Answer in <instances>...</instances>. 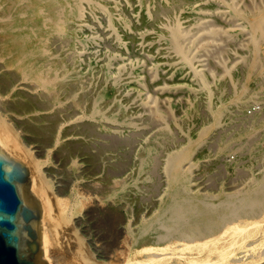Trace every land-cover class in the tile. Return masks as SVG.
<instances>
[{"label":"rangeland","instance_id":"1","mask_svg":"<svg viewBox=\"0 0 264 264\" xmlns=\"http://www.w3.org/2000/svg\"><path fill=\"white\" fill-rule=\"evenodd\" d=\"M39 1L47 5L45 17L33 16L30 24L38 29L47 23L43 57L46 63L54 64L58 76L51 91L40 92V99L57 115L59 126L69 124L61 134L78 135L83 143L81 149L75 143L64 144L63 165L57 160L58 150L43 155L17 153L27 167L40 172L35 175L49 209L53 264H123L129 256L130 235L116 230L108 216L110 210H105L107 203L114 202L113 193L121 191L115 205L131 228L152 219L169 192L170 158L188 149L204 129L211 127L207 96L161 38L176 22L190 37L184 45H189L195 67L210 78L208 86L214 97L231 98L226 77L232 71L238 74V84L248 88L250 97L241 109L225 114L221 124L209 130L205 142L191 150L189 189L217 198L246 191L253 179L262 176L264 68L249 70L250 29L231 18L227 4L214 3L191 21L182 14L186 6L202 8L207 0L180 2L173 12L159 0H154V7L153 0H143V7L139 0H79L80 20L65 21L64 28L57 30L53 22L59 21L63 7L51 0H32ZM253 4L258 7L261 1L234 0L237 10ZM211 30L217 34L210 35ZM235 31L241 34L240 39L227 37ZM191 32L196 34V41ZM208 40L210 48L205 51L202 46ZM261 62L264 65V59ZM26 83L36 86L33 81ZM55 97L58 104H54ZM5 128L2 124L0 133L11 149L18 138L11 126ZM80 157L85 159L86 171L66 182L64 174L74 169ZM89 178L96 179L94 187L85 184ZM77 182L84 183L81 186ZM263 222V218L255 221ZM242 238L245 236L236 237ZM213 243L216 239L206 245ZM254 247L258 251V244ZM203 253L204 261L214 257ZM249 264H264V256Z\"/></svg>","mask_w":264,"mask_h":264},{"label":"bare ground","instance_id":"2","mask_svg":"<svg viewBox=\"0 0 264 264\" xmlns=\"http://www.w3.org/2000/svg\"><path fill=\"white\" fill-rule=\"evenodd\" d=\"M139 1L142 5L143 0ZM190 1L192 0H159L158 2L173 12L180 2L187 4ZM227 1L207 0L205 6L197 9L191 8L192 6L188 4L182 14L187 19H191L199 16L200 10L209 11L214 3L227 4L226 8L231 10V18L242 22L250 29L252 58L247 63L249 70L264 68L261 62L264 59V0H259L261 4L258 7L253 4L242 10L236 9L234 0ZM51 2L59 5L60 9L63 7L59 21L56 19L53 22L54 29L64 28L65 21L80 20L79 0H51ZM155 2L153 0L151 6L155 5ZM44 3V1L33 3L32 0H0V120L2 121L0 126L2 124H5L6 128L11 126L18 138H15L16 141L13 142L10 149L5 145V139L0 133V146L16 156H19L18 150L26 151L25 153L31 155H43L58 150L57 160L63 165L66 156L64 144L75 143L78 145V149H81L83 143L78 135L61 134L69 124L64 123L59 126L57 115L51 112V107L46 101L40 99L43 97L40 92L51 91L58 79L54 73V64L46 63L43 57L47 23H42L38 29L33 28L30 24V18L33 16L45 17L47 5ZM90 3L93 4L92 1ZM196 33H198L197 30ZM200 34L202 33L200 32ZM209 34H217V31L211 30ZM195 35L191 32L192 37ZM227 37L240 39L241 34L235 31L228 34ZM161 38L166 42L171 54L175 55L180 64L191 72L207 96L212 125L204 129L198 138L190 143L188 149L176 153L170 158L167 165L169 192L158 213L152 219L145 221L138 228H131L125 219H121L118 207L115 205L121 199V191L113 193L114 202L107 203L105 210H110L108 216L115 229L130 235L129 256L122 263L249 264V261L264 256V222L262 224L255 223L260 218L264 219V172L260 178L252 180L246 191L222 194L217 198H211L203 194H194L189 189L190 171L193 165L188 162L191 150L205 142L209 130L219 126L225 114L243 107L246 100L250 98L248 88L238 84L239 77L235 71L228 72L226 80L230 86L231 98L225 101L222 96L214 97L208 86L210 78L195 67V57L189 54V45H184L185 41L189 42L190 37L188 39V34L182 29L180 23L173 24L167 30L166 36ZM209 41L205 46H202L205 51L210 48L211 41L210 43ZM205 42V40H201L200 43L204 44ZM202 48L199 47V51ZM220 49L222 50V48L218 50L220 51ZM221 52L223 54V51ZM220 53L217 51L218 55ZM41 57L43 59H40ZM26 81H33L36 86L29 87ZM221 91H223L222 87ZM53 101L54 104H58V98L55 97ZM215 101L217 106L213 107L212 103ZM154 114L160 116L157 111H154ZM155 121L157 122V120ZM261 124L264 126V120ZM84 127L86 131L89 130L86 125ZM5 137L8 138L9 135L7 134ZM28 169L32 193L37 197L41 206L40 226L43 257L47 262L53 264L49 252L48 205L39 190V183L35 175L37 170L30 167ZM85 171V159L80 157L74 165V169L72 168L64 174L66 182H71L75 175L83 174ZM38 174L40 175V172ZM87 180L85 181L86 185L95 186V178ZM83 183L77 182L81 186ZM91 219L93 221V217ZM94 219L96 221L97 216H94ZM237 236H245L250 241L245 242V238L236 239ZM212 239H216L217 243L207 247V242ZM257 244L258 251L254 247ZM203 252H210L214 257L204 261L201 255ZM241 254L244 256L243 259L238 258V255Z\"/></svg>","mask_w":264,"mask_h":264},{"label":"water","instance_id":"3","mask_svg":"<svg viewBox=\"0 0 264 264\" xmlns=\"http://www.w3.org/2000/svg\"><path fill=\"white\" fill-rule=\"evenodd\" d=\"M40 224L28 167L0 146V264H50L43 257Z\"/></svg>","mask_w":264,"mask_h":264}]
</instances>
